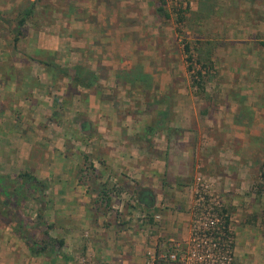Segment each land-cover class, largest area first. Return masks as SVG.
<instances>
[{
	"label": "rangeland",
	"instance_id": "1",
	"mask_svg": "<svg viewBox=\"0 0 264 264\" xmlns=\"http://www.w3.org/2000/svg\"><path fill=\"white\" fill-rule=\"evenodd\" d=\"M28 1L0 0V13L5 19L13 21L23 7L30 5ZM161 4H164L163 11L157 10ZM180 11L185 18L177 22L176 13ZM78 19L91 25V31L88 29L93 37L96 33L94 29L104 28L103 32L110 31L112 40L116 42L121 36L115 35L118 33L115 29L128 31V38H124L128 39L130 46L122 48L123 53L129 56L121 69L123 74L129 75L125 69L131 65L129 60H133L136 62L133 69L136 74L158 75L161 85L170 88V93L174 94L170 101L163 90H159L157 96L154 93L153 97H149L150 86L142 94L135 90L128 96L143 98L144 103H151L154 99V107H191L199 112V117L193 118L190 129L195 136V140L189 142L193 144L195 153L192 173L187 182H180L192 196L188 208L189 234L185 239H160L156 247L146 249L145 263L160 264L165 261L185 264L182 256L186 254L190 237L194 195L199 185L203 184L218 200L216 211L227 221L230 229L229 264H264V182L260 177L261 169H264V0H38L34 13L26 21L34 30L33 26L39 27L40 23H46L45 27L52 26L53 29L61 25L75 27ZM15 33L12 25L0 19L1 44L14 45ZM23 33L20 32L19 36ZM20 43L21 40H17L16 44ZM185 43L189 44L194 59L197 48L210 51L212 63L204 73L205 92H197L191 85L192 71L187 70L183 52ZM194 67L197 68V65ZM125 81L122 88H130L131 83L127 79ZM39 119L43 120L40 122L41 129L52 128L45 122L46 118L40 116ZM61 119L58 130L52 133H36L31 126L28 129V144L33 143L31 139L42 143L33 149L36 157L41 154L48 160L52 156L50 164H19L17 156L24 148H13L11 158L3 155L8 153V148H4L3 156H0L6 162L0 165V174L16 176L20 171L28 170L43 180L44 193H34L18 209V214L32 227L37 239L42 237L41 230L34 227L39 215L47 222L55 219L61 225L50 231L54 237L60 227L65 226L61 229L67 230L65 224L75 226L80 233V244L79 250L69 251L74 258L73 264H91V251L86 248L90 247L91 228L80 220L85 219L86 214L91 220V211L61 212L56 207L62 205L72 209L69 203L73 201L75 205L77 199L80 203L91 204L94 188L91 138L95 134L91 137V127L88 130L81 127L82 121L91 124L86 116L66 114L63 121ZM158 136L163 148L166 141L160 134ZM161 148L160 153L163 151ZM84 156L87 157L86 162ZM60 171L75 174L74 184L80 189L78 197L56 195L55 192L61 189V180H56L54 176ZM67 183L71 186L72 180L69 178ZM103 185L112 193L120 190L108 180ZM27 193L32 192L28 190ZM122 199L131 205L136 203L135 194L127 193ZM175 245L179 248L178 257L172 260L168 253L174 250L171 248ZM65 249L67 247L63 245L61 253ZM57 256L61 255L55 258ZM207 259L208 264L213 262ZM56 263H62L61 257L54 263L48 262Z\"/></svg>",
	"mask_w": 264,
	"mask_h": 264
},
{
	"label": "crops",
	"instance_id": "2",
	"mask_svg": "<svg viewBox=\"0 0 264 264\" xmlns=\"http://www.w3.org/2000/svg\"><path fill=\"white\" fill-rule=\"evenodd\" d=\"M76 22L75 27L61 25L56 29L40 23L33 30L26 21L19 45L0 43V155L11 158L13 148H24L17 156L19 164H50L52 156L48 160L41 154L36 157L33 149L42 144L38 139H31V144L26 141L29 126L36 133H52L58 130L59 119L64 115L86 116L91 124L82 121L81 127L87 130L91 127V137L95 134L91 138L94 171L91 204L77 199L74 205L68 200L72 209L62 205L56 209L91 211V220L88 214L80 219L91 228L90 247H86L91 251V264H146L148 247H156L160 239H185L189 234L188 208L192 196L180 182H187L192 173L195 153L189 142L195 136L190 129L199 112L196 108L166 104L154 107V99L144 103L143 98L128 96L136 91L142 94L150 86L149 97L163 90L170 101L174 94L161 85L158 75L136 74L133 60H129L131 65L125 69L129 75L123 74L121 69L129 57L122 51L130 46L128 31L115 29L118 32L115 35L121 36L115 42L110 31L94 29L93 37L88 29L91 31V25L79 19ZM125 79L131 83L128 89L121 86ZM40 116L52 128L41 129ZM158 134L166 141L163 148ZM4 148H8V153L2 155ZM1 156L0 165L6 162ZM54 177L61 180L56 195L72 198L80 195L74 184L75 174L60 171ZM69 178L71 186L67 183ZM106 180L120 189L108 192V204L98 194ZM127 193L135 194L134 205L123 201ZM65 225L67 230L60 227L57 237L64 239L67 249L55 258L43 252L32 254L0 219V264H48L59 257L60 264H73L69 251L79 250L80 233L75 226Z\"/></svg>",
	"mask_w": 264,
	"mask_h": 264
},
{
	"label": "trees",
	"instance_id": "3",
	"mask_svg": "<svg viewBox=\"0 0 264 264\" xmlns=\"http://www.w3.org/2000/svg\"><path fill=\"white\" fill-rule=\"evenodd\" d=\"M38 0H34L28 7H23L18 12V18L9 21L5 19L4 15L0 13V19L9 23L14 27L16 33L14 35V46L18 40L20 32L24 29L26 18L34 13V6ZM164 4L158 6L157 10L163 11ZM186 10V9H184ZM177 22L183 21L184 14L182 11L176 13ZM167 16V14H166ZM197 57L194 59L191 52V48L188 43L183 45V52L185 55V62L187 70L191 73L192 86L196 88L197 92H205L204 87V73L212 63L209 52L204 51L202 48H197ZM197 65V68L194 67ZM194 68V69H193ZM194 70V71H193ZM84 161H87V157L84 156ZM264 167V163H263ZM260 177L264 182V169H261ZM13 181L15 184H13ZM45 182L39 179L34 173L28 170H22L16 176L0 174V219L8 225L16 237L22 239L32 254L49 253L51 256L61 255V248L64 245V239L52 236L50 231L58 226V222L54 219L53 221H45L42 215H39L35 220V228L41 230L42 237L37 239L32 233V227L29 226L23 218L18 214V209L26 203L28 198L33 196L34 193H44ZM32 192L28 194L27 191ZM99 196L102 198V202L106 200V204L109 203V188L101 184V188L98 191ZM45 204L42 206L44 207ZM227 222V221H226ZM58 223V224H57Z\"/></svg>",
	"mask_w": 264,
	"mask_h": 264
},
{
	"label": "built area",
	"instance_id": "4",
	"mask_svg": "<svg viewBox=\"0 0 264 264\" xmlns=\"http://www.w3.org/2000/svg\"><path fill=\"white\" fill-rule=\"evenodd\" d=\"M218 205V200L212 197L207 187L200 184L191 209L188 247L182 256L185 264H208L207 258L213 260L211 264H229L232 238L228 223L216 211ZM171 249L174 250L168 253L169 258L175 260L179 248L175 245Z\"/></svg>",
	"mask_w": 264,
	"mask_h": 264
}]
</instances>
